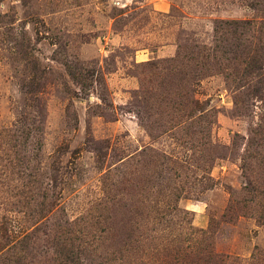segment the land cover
Here are the masks:
<instances>
[{"label": "rangeland", "instance_id": "obj_1", "mask_svg": "<svg viewBox=\"0 0 264 264\" xmlns=\"http://www.w3.org/2000/svg\"><path fill=\"white\" fill-rule=\"evenodd\" d=\"M0 264H264V0H0Z\"/></svg>", "mask_w": 264, "mask_h": 264}]
</instances>
